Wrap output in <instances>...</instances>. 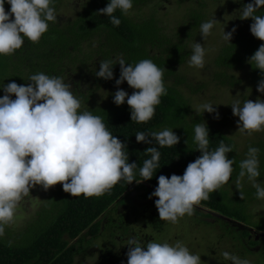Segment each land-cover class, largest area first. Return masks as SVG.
<instances>
[{"label":"clouds","instance_id":"obj_1","mask_svg":"<svg viewBox=\"0 0 264 264\" xmlns=\"http://www.w3.org/2000/svg\"><path fill=\"white\" fill-rule=\"evenodd\" d=\"M6 0H0V55L12 54L19 49L25 37L39 41L48 30L49 22H55L58 10L57 0H7L10 7L5 10ZM133 0H107L97 9L106 14L113 25L120 24V17L113 13L119 9L128 14ZM264 0H245L237 15L241 19L251 17L250 32L264 41V13L258 9ZM213 15L201 21L199 34L203 41L209 36L217 22ZM237 25L225 31L222 38L231 41ZM191 54L187 61L190 66L203 68L206 48L199 40L191 44ZM248 62L260 70L256 85L264 93V43H260L247 57ZM119 63V75L114 84L126 81L132 88L129 93L123 87H116L112 95L115 104L124 102L130 108V120L148 121L155 113L160 97L167 94L163 79L164 67L158 66L151 58L144 57L135 63L127 62L123 55L99 60L94 72L97 77L112 79L113 66ZM8 77V76H6ZM26 83L10 80L0 83V237L5 235V227L15 217L19 202L30 193V189L41 186L47 190L57 182L62 189L72 195H101L120 181L139 182L137 173L143 179L153 177L158 167L160 151L152 145L153 138L160 146L176 145L180 136L173 127L158 130L136 131L135 139L149 146L144 151L150 153L142 165L129 161L127 138L120 139L106 126L100 114L81 108V98L74 94L72 85L63 75L44 71L29 73L23 78ZM12 94H15L14 97ZM107 96V95H105ZM105 96H101L103 99ZM220 103L205 100L195 107L196 114L205 110L219 118L216 105ZM226 104V103H224ZM233 115L238 116L236 124L241 132L264 130V98L255 100L239 98L231 103ZM193 141L200 154L186 164L182 174L160 173L151 198L161 220L176 223L179 217L192 215L194 206L209 198V193L226 183L233 171L235 157L227 153L235 149V144L223 139L211 148L207 122L193 125ZM260 148L250 145L245 157L239 163V173L235 180L238 189L243 187L241 179L246 177L256 189L254 195L264 199V183L260 176ZM243 198L244 193L239 192ZM127 260L120 264H200L201 253L193 252L187 244L177 239H150L142 241L138 236L127 239ZM224 261L231 264H253L247 257H241L228 250H222Z\"/></svg>","mask_w":264,"mask_h":264},{"label":"trees","instance_id":"obj_2","mask_svg":"<svg viewBox=\"0 0 264 264\" xmlns=\"http://www.w3.org/2000/svg\"><path fill=\"white\" fill-rule=\"evenodd\" d=\"M154 1L162 0H133L128 14H123L117 9L113 14L119 16L121 22L119 25H113L106 14L97 11L107 0H84L73 16H65L58 11L57 20L49 22L48 30L42 34L39 41L33 42L25 37L19 49L9 55H0V83L4 82V77L5 83L10 80L26 83L23 78L26 79L29 73L36 71L63 75L71 83L74 94L81 98L82 109L87 108L100 114L110 131L122 140L127 138L128 148L125 151L129 152V161L136 160L138 167L151 154L144 151V148L149 146L147 143L136 141V131L158 130L167 126L173 127V131L180 136L177 144L171 146H160L153 138L152 145L159 149L160 158L158 167L153 171V177L149 179H143L137 173L135 179H142L139 182L134 180L128 183L121 179L110 190L98 196H85L82 193L72 195L62 189L60 182L56 183L47 192L46 201L37 212V217L19 229L5 227V235L0 237V264H77L78 257L80 261V257H85L88 252L99 251L100 246L92 243V238L100 236L102 231L103 235L114 232L112 227H116L115 224L110 223V226L106 227L112 217L108 212L112 205L117 201L121 203L132 199L134 191L137 192L138 199H149L148 193L153 191L158 182L156 177L160 173L182 174L186 164L200 154L193 141V125L203 122V115L192 114L184 90L185 87L191 90L196 88L193 81L177 71V67L188 60L192 51L191 42L197 37L201 21L207 20L208 10L204 7L205 2L199 1L198 6L190 7L188 19L182 21L171 34L154 15L139 20L130 14L133 8ZM244 2L245 0L240 2L237 15ZM62 4L63 0H57L56 9ZM9 7L6 0L5 10ZM257 11L264 13V6ZM237 19L240 25L236 27L231 41H225L211 61L212 79L217 84L233 87L241 81L237 71L244 70L248 73L253 90L264 94L256 88L260 70L254 68L247 60L264 41L250 32L251 17L241 19L237 16ZM117 55H123L126 63H135L141 58L149 57L158 66L164 67L163 79L168 91L160 97V103L155 106L156 111L148 121L130 120V108L127 103L117 105L112 100L116 87H123L129 93L132 91L126 81L119 86L114 84L115 77L119 75L118 62L113 66L112 79L94 75L99 67V60ZM92 83H95L96 87ZM100 88H106L108 95L98 101L95 91ZM2 94L3 90L0 89V95ZM12 95L14 97L15 94ZM225 123L224 117L207 122L209 146L216 147L221 139L225 143L235 144V149L227 153L229 157H235L233 171L229 180L211 191L209 198L202 200L199 205L210 209L203 213L204 215L214 216L213 212H218L225 218L232 217L264 228V222H253V214L248 206V203L260 202L254 195L256 189L251 182L244 177L241 179V189L232 186L235 185L239 173L238 162L245 157L250 145L260 148V176L257 179L264 183V139L248 141L243 149H239L236 140L226 130ZM240 191L244 193L243 198L239 195ZM152 203L154 202L150 205ZM141 211L133 210L137 216H148L152 212L149 205H144V210ZM219 219L224 222V228L227 230L228 221L222 217ZM156 223L155 220V225ZM131 233L132 229L128 228L125 235L121 236L122 239H126ZM88 236L91 238L87 239ZM116 236L114 233L113 237ZM85 241L91 243L94 248H89ZM113 262L120 264L119 260L113 259Z\"/></svg>","mask_w":264,"mask_h":264},{"label":"rangeland","instance_id":"obj_3","mask_svg":"<svg viewBox=\"0 0 264 264\" xmlns=\"http://www.w3.org/2000/svg\"><path fill=\"white\" fill-rule=\"evenodd\" d=\"M82 1L84 0H63V4L58 9L59 14L65 16L75 15ZM199 1L205 2L204 7L208 10L207 19L211 18L213 15L218 19L206 40L203 41L199 32L197 37L192 40V42L194 40L201 41L206 48L205 65L203 68H196L195 66H190L187 60L184 64L177 67V71L187 76L188 80L193 81L194 88H196L194 90L186 87L184 88L192 114L198 115L195 112V107L205 100L220 103L216 105L219 118H215L214 113H209L205 110L201 113L203 115L202 119L209 122L212 119L220 120L224 117L226 121V130L236 140L238 148L243 149L248 141L264 139V130L253 131L251 134H248L247 131L241 132L236 124L238 116L233 115L231 105L227 103H231L237 98H239L241 102L247 98L255 100L257 96L264 98V94L256 93L253 90L248 73L244 70L237 71V75L241 78V81L237 85L230 87L228 85L217 84V82L212 79L213 68L211 65V61L217 54L221 45L226 41L222 38L223 28L225 27V31H228L234 24L237 26L240 25L237 19V12L238 6L242 0H162L133 8L130 14L139 20L154 15L160 20L165 30L173 34L179 24L188 19L190 7L198 6ZM92 84L96 87L95 83ZM197 85H200V87ZM95 93L98 101L102 100L101 96L108 95L106 88L96 89ZM232 186L235 188L234 184H232ZM51 188L52 186L45 190L37 185L30 189V193L24 196L19 202L14 220L7 226L19 229L27 225L30 220L37 217V212L42 209L46 201L45 196ZM136 195L137 192L134 191L132 193V199L126 202L122 201L121 203L117 201L112 205V208L108 211L109 215L112 216L109 218L111 222L108 220L106 227L108 225L110 226V223L115 224L116 227H112L114 232L110 235L106 233L103 235L104 231H102L100 236L92 238L91 242L100 246L99 251L88 252L85 257H80V261L78 257L76 259L77 264H79V262L81 264H113V259L114 261L124 260L126 262L127 257L125 253L128 247L126 243L131 234L132 236H138L139 239L145 242L150 239H167L170 242L179 239L187 244L191 251L201 253L200 264H231V261H224V258L221 256L222 250H228L241 257H247L250 260L254 258V262L257 261L260 263L264 261L262 253L259 255L255 254L254 257V253L251 254V252L243 251L242 244L239 240L227 235L226 228H224L225 226L223 224L224 222L219 219V217L222 216L218 212H213L214 216H207L203 213L210 211L209 208L195 205L192 215L189 216L185 214L179 217L176 223H172L159 219L155 204L152 203V205H150V203L154 202L156 199L155 196L143 200L138 199ZM259 201L258 203H248V206L251 208L252 214L254 215L253 219H259L258 221L264 222V199H259ZM144 205H149L152 212L148 216H137L133 210L137 209L139 212L141 210L143 211ZM222 218L227 220L225 217ZM155 220L157 222L156 225ZM128 228L130 230L132 229V233L129 234V236L127 235L126 239H122L121 236L125 235ZM114 233L117 235L116 237H113ZM89 238H91V236L87 237V239ZM123 238L125 237L123 236ZM85 244L89 248H94L92 244H88L87 241H85ZM253 249L257 250V247Z\"/></svg>","mask_w":264,"mask_h":264},{"label":"flooded vegetation","instance_id":"obj_4","mask_svg":"<svg viewBox=\"0 0 264 264\" xmlns=\"http://www.w3.org/2000/svg\"><path fill=\"white\" fill-rule=\"evenodd\" d=\"M258 220H254L253 222L256 223ZM227 221V235L239 240L242 244L243 251L251 252V254L254 253V257L255 254L259 255L262 253L264 257V228H258L254 223H248L232 217H227ZM254 247H257V250H254ZM253 264H264V261H261L260 263L253 261Z\"/></svg>","mask_w":264,"mask_h":264},{"label":"water","instance_id":"obj_5","mask_svg":"<svg viewBox=\"0 0 264 264\" xmlns=\"http://www.w3.org/2000/svg\"><path fill=\"white\" fill-rule=\"evenodd\" d=\"M222 217H225V216H223V215H221Z\"/></svg>","mask_w":264,"mask_h":264}]
</instances>
